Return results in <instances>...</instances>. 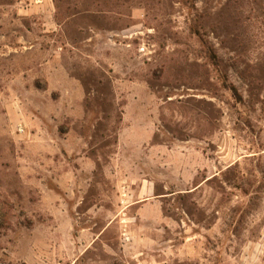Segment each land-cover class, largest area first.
Returning <instances> with one entry per match:
<instances>
[{"label": "rangeland", "instance_id": "374dc122", "mask_svg": "<svg viewBox=\"0 0 264 264\" xmlns=\"http://www.w3.org/2000/svg\"><path fill=\"white\" fill-rule=\"evenodd\" d=\"M0 264H264V0H0Z\"/></svg>", "mask_w": 264, "mask_h": 264}, {"label": "crops", "instance_id": "0c3cea01", "mask_svg": "<svg viewBox=\"0 0 264 264\" xmlns=\"http://www.w3.org/2000/svg\"><path fill=\"white\" fill-rule=\"evenodd\" d=\"M148 204H151V203H148ZM146 205H147V203H142V204L139 206V208H138V212H137L138 217H140V218L144 217V213L142 212V209H143L144 207H146ZM151 210H152V209H151ZM150 219H151V218H150Z\"/></svg>", "mask_w": 264, "mask_h": 264}]
</instances>
